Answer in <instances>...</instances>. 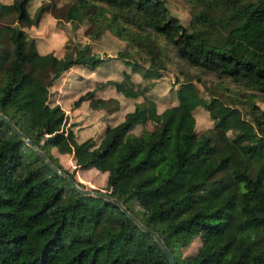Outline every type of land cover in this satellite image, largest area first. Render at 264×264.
<instances>
[{"label": "trees", "instance_id": "16d2710c", "mask_svg": "<svg viewBox=\"0 0 264 264\" xmlns=\"http://www.w3.org/2000/svg\"><path fill=\"white\" fill-rule=\"evenodd\" d=\"M27 1L11 0L4 4V13L16 12L18 22L35 24L51 9L50 3L40 4L30 16ZM209 1L205 12L193 16L200 40L169 15L163 0H81V9L68 7L67 19L84 18L110 31L124 42L125 51L136 55L120 78L107 80L111 98L96 92L105 80L88 90L59 89L71 69L94 68L106 60L88 43L61 56L41 53L22 29L0 25V113L79 184L57 158L84 144L68 125L60 98L70 95L75 97L73 105L87 100L91 107L105 106L109 100L117 104L118 94L136 98L145 88L134 83L132 72L151 78L172 58L225 80L224 90L235 84L247 96L241 107L252 124L249 131L226 134L222 123L228 110L212 113L218 98L203 97L186 76L194 74L186 70L174 104L156 111L148 98L135 102L118 121L105 123L98 142L87 143L86 155L73 161L99 170L125 133L158 116L156 127H143L127 139L119 153L121 166L110 167L95 190L117 198L156 232L176 264H264V178L253 158L264 162V110L254 103L256 98L264 100V67L221 49L231 41L264 54V0ZM230 103L235 104L226 105L232 107ZM196 107L209 111L212 122L199 133L194 130ZM159 151L173 161L159 182L150 185V168L157 164ZM241 187L252 194V202L241 201ZM201 231L215 238L208 240ZM196 236L200 244L195 252L183 255L182 249ZM0 264L168 262L152 237L114 203L71 187L0 119Z\"/></svg>", "mask_w": 264, "mask_h": 264}, {"label": "rangeland", "instance_id": "374dc122", "mask_svg": "<svg viewBox=\"0 0 264 264\" xmlns=\"http://www.w3.org/2000/svg\"><path fill=\"white\" fill-rule=\"evenodd\" d=\"M10 1L0 0V25L22 29L28 37L34 40L35 48L38 52H52L55 55L61 56L64 52L68 54L73 53L84 43H88L90 50L94 54L106 59L102 64L94 68L79 67L71 69L68 74L66 73L67 75L64 74L59 85L61 92H66V90L76 91L75 89L88 90L93 84L96 85V82L105 80L100 85L103 87L97 88L96 92L100 96L111 98V95L114 93L110 89L111 85L107 83V80H110L109 78L112 80L120 78L121 70H129V65L133 63L136 55L133 52L125 51L124 42L115 37L110 31L95 27L84 18L67 19L66 9L68 7L81 9V0H28L27 11L30 16L34 15L37 6L40 4L50 3L51 6V9L43 11L39 15L35 24L18 22L15 20L16 12L5 14L4 4ZM163 1L169 15L175 17L180 25L195 34L197 40H200L199 31L193 20V16L205 12L211 6V2L209 0ZM0 42L3 43L2 37L0 38ZM4 44L5 46L7 45L6 42ZM221 49L239 58L253 61L260 67H264V54L254 52L243 45L228 41ZM166 65L164 70L148 79H143L138 73L132 72L131 78L134 83L145 88V90L136 98H124L118 94L117 104L109 100L105 106L96 105L91 107L87 100L79 102L78 105H73L75 97L69 98L70 95L60 98L62 102L60 100L59 102L62 108L68 113V125L77 134V139L84 142V144L72 153L57 154V158L61 166L73 174L74 179L79 183L77 184L78 186L86 189H99L103 184V178L107 170L112 166H121L119 153L127 139L137 136V133L143 127L149 130L156 127L159 124V117L153 116L144 124H136L129 132L125 133L122 136L120 147L116 148L114 152L99 164V170L79 167L74 163L73 158L86 155L87 143L91 141L98 142V139L102 135L104 124H112L118 121L123 112L129 110L135 102L141 101L143 98L152 100L156 111L174 104L176 102L175 90L179 81L187 74L186 70L194 74L193 77L189 74L186 76L193 82L203 97L207 98L210 94H213L218 98L210 108L212 113L216 114L217 112L228 110L229 113L222 123L226 134L231 135L236 130L249 131L252 129V124L249 121L246 110L241 107L247 101V96L243 95L245 91L241 88L236 87L235 84H230L232 89L224 90L221 86L226 83L225 80L219 81L209 73H200L181 64L180 60L176 58H172V62H167ZM180 69L182 72H180ZM73 86L76 88H73ZM223 102H234L235 104H230L235 107L228 106ZM254 103L264 110V100L256 98ZM209 113V111L201 107L193 109L194 130L196 133L212 125ZM242 150L252 153V149L242 148ZM157 157V164L150 168V185H155L159 182L173 161L172 156H166L161 151H159ZM253 158L257 162L259 175L264 178V162L254 155ZM233 174L235 179L240 183L241 178L238 174L234 171ZM240 193L243 203H250L254 200L252 194L245 188L241 187ZM201 234L208 240L215 238V236L205 231H201ZM199 244V237H194L188 246L182 249V254L189 255L194 253Z\"/></svg>", "mask_w": 264, "mask_h": 264}, {"label": "water", "instance_id": "95a60500", "mask_svg": "<svg viewBox=\"0 0 264 264\" xmlns=\"http://www.w3.org/2000/svg\"><path fill=\"white\" fill-rule=\"evenodd\" d=\"M0 119L4 120L9 127L12 129V131L18 135L21 139L24 140V142L31 147L43 160L46 164H48L55 172L60 173L61 175H63L66 180L68 181L69 185L73 188H75L77 191H79L82 194H88V195H92V196H97L100 197L102 199H105L109 202L114 203L118 209L125 215L127 216L131 221H133L141 230H143L144 232L148 233L152 239L155 241V243L158 245V247L160 248V250L162 251V253L164 254L168 264H176L172 258V255L170 254L169 250L167 249V247L165 246V244L162 242L161 238L159 237V235L154 232L153 230H151L150 228L145 227L144 225H142L132 214H130L126 208L119 202V200L115 197H111L108 194H106L104 191L102 190H95V189H86L83 187L78 186L74 180L68 176L66 173L62 172L60 169H58L57 167H55L50 161L49 159L46 157V155L21 131H19L16 126L10 122V120L8 118H6L3 114L0 113Z\"/></svg>", "mask_w": 264, "mask_h": 264}]
</instances>
